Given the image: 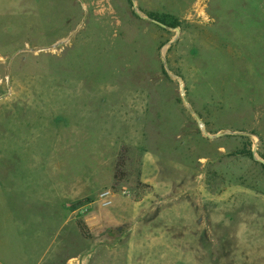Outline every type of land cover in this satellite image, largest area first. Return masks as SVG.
Here are the masks:
<instances>
[{"label": "rangeland", "instance_id": "1", "mask_svg": "<svg viewBox=\"0 0 264 264\" xmlns=\"http://www.w3.org/2000/svg\"><path fill=\"white\" fill-rule=\"evenodd\" d=\"M0 264H264V0H0Z\"/></svg>", "mask_w": 264, "mask_h": 264}, {"label": "trees", "instance_id": "2", "mask_svg": "<svg viewBox=\"0 0 264 264\" xmlns=\"http://www.w3.org/2000/svg\"><path fill=\"white\" fill-rule=\"evenodd\" d=\"M148 16L154 20H156L157 22L163 24V25H166L168 27H171V28H178L181 26V22L177 19V18H174V17H170V16H166V15H158V14H155V13H150L148 14ZM244 152H242L243 154ZM247 155H251V153H248ZM120 163V166L124 164V159L122 161L119 162ZM117 176H116V180H117ZM77 225L81 231V233L84 235V236H87L88 235V228L87 226L85 225V223L81 220V219H78L77 220Z\"/></svg>", "mask_w": 264, "mask_h": 264}, {"label": "built area", "instance_id": "3", "mask_svg": "<svg viewBox=\"0 0 264 264\" xmlns=\"http://www.w3.org/2000/svg\"><path fill=\"white\" fill-rule=\"evenodd\" d=\"M111 192L109 190H105L100 194L101 200L105 201L106 204H109V198H110Z\"/></svg>", "mask_w": 264, "mask_h": 264}]
</instances>
